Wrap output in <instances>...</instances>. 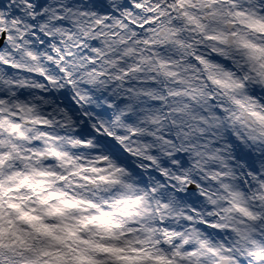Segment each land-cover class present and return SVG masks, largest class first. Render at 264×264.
<instances>
[{
	"label": "clouds",
	"instance_id": "clouds-1",
	"mask_svg": "<svg viewBox=\"0 0 264 264\" xmlns=\"http://www.w3.org/2000/svg\"><path fill=\"white\" fill-rule=\"evenodd\" d=\"M0 264H264V0H0Z\"/></svg>",
	"mask_w": 264,
	"mask_h": 264
}]
</instances>
